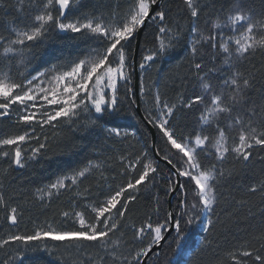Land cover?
I'll list each match as a JSON object with an SVG mask.
<instances>
[{"label":"snow or ice","instance_id":"snow-or-ice-1","mask_svg":"<svg viewBox=\"0 0 264 264\" xmlns=\"http://www.w3.org/2000/svg\"><path fill=\"white\" fill-rule=\"evenodd\" d=\"M261 5L254 8L252 0H16V19L0 22V121L25 129L0 130V163L7 164L0 168L5 219L18 225L22 210L11 206L12 197L5 198L3 179L13 166L24 168L49 150V138L42 134L46 127L67 125L102 136V147L94 159L33 193L42 203L69 194L60 215L77 227L8 234L0 238V250L10 249L0 264L21 258L13 245L36 251L37 242L48 239L58 242L55 252L61 258L68 254L71 264H147L152 256L159 264L155 250L173 230V264H187L180 251L182 221L190 225L207 214L204 231H214L223 223L216 213L220 188L236 164L247 168L254 151L264 150V91L257 95L256 76L244 67L264 54V0ZM148 29L145 44L137 45L143 48L137 62L133 41ZM53 33L88 47L63 62L38 57L35 49ZM178 48L185 70L165 69ZM153 68L154 79L148 76ZM133 104L138 106L130 114L155 128L164 148L153 143L136 150L137 131L121 130L105 118ZM230 161L233 167L226 168ZM161 162L169 169L164 195L178 191L182 197L181 211L166 210L162 221V200L152 191L163 175ZM246 191L264 198V179ZM142 196L151 197L153 210L139 223L130 221L131 206ZM233 200L237 207L225 212L229 218L247 204ZM203 247L212 248V241ZM216 264H264V224L225 249Z\"/></svg>","mask_w":264,"mask_h":264},{"label":"trees","instance_id":"trees-1","mask_svg":"<svg viewBox=\"0 0 264 264\" xmlns=\"http://www.w3.org/2000/svg\"><path fill=\"white\" fill-rule=\"evenodd\" d=\"M15 3L16 0H0V22H11L16 19L17 13L12 7ZM252 6L259 9L262 6L261 0H252ZM148 31L150 29L142 33L140 46L145 44ZM147 38L150 39V37ZM77 44L79 45L78 48L76 47ZM135 45L136 40L133 41L134 49ZM148 46L150 47L151 45L149 44ZM87 47L88 45L83 41H73L68 38L60 39L53 33L45 45L35 49V53L38 57L43 56L46 59H53L55 62H63L86 51ZM142 54L143 48L139 47L138 61ZM171 56L175 58L169 59L168 63L163 65V67L183 72L185 68L181 50L178 48ZM37 62L34 61V63ZM244 67L256 76L258 95L259 92L264 91V88H261V85H264V54L257 53L251 63L245 64ZM157 75L155 68L148 73V76L153 79ZM132 111H134L133 105L130 107L126 106L125 110L117 116L105 118L111 120L112 124L120 126L121 130L135 129L137 131V136L132 140L136 150L144 147L150 149L151 137L149 130L143 122L130 114ZM136 117H138L137 114ZM13 123L14 121L12 120L0 121V130H3L5 134H16L25 129V126H13ZM55 130L57 134H55ZM55 130L48 133L50 135L48 137L50 148L44 155L28 161L24 168L13 166L6 178L3 179L5 198L12 197L11 206L19 205L22 210V216L18 225H10L5 219L7 212L0 208V238H6L8 234L12 233L31 234L36 229H44L49 226L52 228L77 227V225L63 222L60 215L61 210L67 207L69 194L66 193L59 199H53L50 202L45 199L42 203L38 199H34L33 193L37 187L48 184L54 181L57 176L81 166L86 163L87 159H94L96 152L102 147V136L74 132L67 125L57 127ZM37 132L40 134L39 129H37ZM156 146L164 148V141L160 138L157 130ZM149 155H152L151 151H149ZM6 167V163H0V168ZM159 167L163 175L157 178L158 183L152 191L153 193L158 192L161 197L160 219L162 221L164 212L168 210L169 194L165 196L164 193L167 187L166 177L169 174V169L162 163H160ZM225 167L231 168L233 164L230 161L226 163ZM261 179H264V150L256 149L248 167L244 168L236 164L235 174L219 190L223 194V198L216 207V213L220 215L223 221L222 224H218L214 231L208 233L200 229L203 217L190 225H185L182 221L181 227L184 235L180 238V243L183 246L180 251L182 252L181 259L183 261H187V264H216L217 256H222L225 249L231 248L237 242L247 239L251 233L256 232L264 224V215H262L264 213V198L259 193L250 195L246 191L248 184L258 182ZM119 182L120 178L117 177V183ZM233 197L236 200H246L247 204L239 209L234 217L229 218L225 216V212H232L237 207ZM181 199L179 192L173 198L172 209L176 213L181 211L178 207ZM165 200L167 203L163 202ZM153 207L154 201L151 197L142 196L137 203L131 206L130 221L135 220L139 223L147 213L153 210ZM213 218L215 219V216ZM153 219L155 220L156 217L154 216ZM176 235V233H172L163 245L160 251L159 264H165L166 257L168 264H173L172 257L176 250V243L173 237H176ZM130 236L131 233H129V238ZM206 240L212 241V248L205 249L203 247V242ZM56 243L58 242L50 241L46 243L48 250L42 253L39 249L32 251L27 245L19 243L12 247L20 249L22 264H71L68 254L61 258L59 253L55 252L54 245ZM9 251L10 249L0 250V262L6 258ZM21 258H17L15 264H21ZM147 264H157L156 257L152 256L149 258Z\"/></svg>","mask_w":264,"mask_h":264},{"label":"water","instance_id":"water-1","mask_svg":"<svg viewBox=\"0 0 264 264\" xmlns=\"http://www.w3.org/2000/svg\"><path fill=\"white\" fill-rule=\"evenodd\" d=\"M143 33V32H142ZM142 33L137 37L136 39V45H135V52H136V59L138 62V51H139V47H137V45H140V41H141V36ZM138 83V75L134 76V81H133V86H136ZM138 105L133 104L134 110L137 108ZM143 110L142 108L140 109V112H136L137 116L139 117L142 114ZM145 124V123H144ZM145 126L148 128L149 133H150V137H151V146L153 145V143L156 144V130L155 128L151 127L150 125L145 124ZM162 164H164L163 162H161ZM165 165V164H164ZM168 168V167H167ZM178 191L176 193H169V197H168V210H173L172 209V203H173V198L177 195ZM172 233H176L174 230L171 231L170 235ZM170 235H166V239L162 242V247L165 244V242L168 240ZM162 248H158L155 251L159 252L161 251ZM148 263V261H147Z\"/></svg>","mask_w":264,"mask_h":264},{"label":"rangeland","instance_id":"rangeland-1","mask_svg":"<svg viewBox=\"0 0 264 264\" xmlns=\"http://www.w3.org/2000/svg\"><path fill=\"white\" fill-rule=\"evenodd\" d=\"M155 78H156V76H155ZM52 130H55V129H53V128H49V127H46V128L43 130V133H42V134L47 135V136L49 137L50 135H48V133L52 132ZM40 132H41V130L39 129V133H40ZM52 134H53V133H52ZM55 134H57L56 130H55ZM45 199H47V197H45ZM206 215H207V214H205V216L203 217V222H202V224H201V228H200V229H202L203 231H204V224H205V222H206ZM50 241H52V240H51V239H48V240H46V242H37V243H39V244L41 245L40 248H38V249L40 250L41 253L46 251L45 248H44V243H48V242H50ZM54 242H55V241H54ZM47 249H48V246H47Z\"/></svg>","mask_w":264,"mask_h":264}]
</instances>
